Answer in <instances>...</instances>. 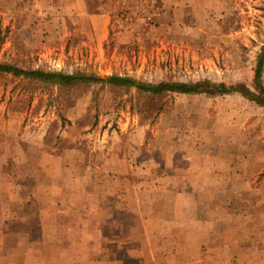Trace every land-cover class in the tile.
I'll return each mask as SVG.
<instances>
[{"label": "rangeland", "instance_id": "1", "mask_svg": "<svg viewBox=\"0 0 264 264\" xmlns=\"http://www.w3.org/2000/svg\"><path fill=\"white\" fill-rule=\"evenodd\" d=\"M72 1L0 0V62L260 95L264 0H106L102 48L61 21ZM0 154V243L24 250L8 264H264V107L242 94L0 74ZM218 155L232 178L206 172Z\"/></svg>", "mask_w": 264, "mask_h": 264}, {"label": "trees", "instance_id": "2", "mask_svg": "<svg viewBox=\"0 0 264 264\" xmlns=\"http://www.w3.org/2000/svg\"><path fill=\"white\" fill-rule=\"evenodd\" d=\"M264 65V51L258 61L256 69V88L260 95L242 86H227L226 84H216L209 80L196 83L161 82L158 84L145 83L127 76L112 75L107 77L89 76L85 73L67 74L64 72H53L42 69H25L19 66L0 62V74L13 75L29 81H38L43 84L58 86L62 88H75L88 84H96L100 88H122L125 90L135 89L138 94L153 97L166 94L183 95H229L239 93L256 101L264 107V85L262 84V67Z\"/></svg>", "mask_w": 264, "mask_h": 264}, {"label": "crops", "instance_id": "3", "mask_svg": "<svg viewBox=\"0 0 264 264\" xmlns=\"http://www.w3.org/2000/svg\"><path fill=\"white\" fill-rule=\"evenodd\" d=\"M88 1V0H87ZM86 0H73L72 3H68V5L59 7L60 9V18L61 21L68 27V30L75 29L76 31H79L83 29L84 24H86V29L90 32V34L93 36V45L97 48H102L105 41L108 38L109 30L111 26V19L107 15V8L104 4V1L106 0H98L99 3L97 5V8H91ZM104 4V5H103ZM74 25L72 27L71 25ZM1 155V154H0ZM3 156V155H1ZM233 156H231L232 158ZM218 158L220 160H224V163L216 167L215 169L207 170L206 172H209L211 174H217L220 175V179H224L229 177L232 178V174H236V168L233 166V163L231 160L223 155H218ZM234 158V157H233ZM238 170V169H237ZM224 180L218 182V186H215V189L218 190H225L229 188V184L226 185ZM188 189L193 188L191 185L187 187ZM28 199V203L32 202L34 197H31ZM11 200V199H10ZM10 202V201H9ZM11 203V202H10ZM195 203V202H194ZM234 201L229 202L228 205L233 206ZM197 222L196 215L194 216V222ZM26 236H29L28 234ZM21 243H17L15 245V248H13V252H4L2 244L0 243V264H8L10 260H12L15 256H18L19 254L22 255V247L20 246ZM24 257L28 256L23 254Z\"/></svg>", "mask_w": 264, "mask_h": 264}]
</instances>
